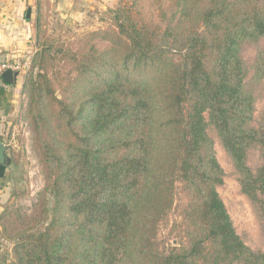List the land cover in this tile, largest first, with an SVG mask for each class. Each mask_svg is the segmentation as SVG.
Listing matches in <instances>:
<instances>
[{
  "label": "trees",
  "instance_id": "trees-1",
  "mask_svg": "<svg viewBox=\"0 0 264 264\" xmlns=\"http://www.w3.org/2000/svg\"><path fill=\"white\" fill-rule=\"evenodd\" d=\"M173 5L178 18L161 35L117 10L72 50L46 37L36 0L37 72L23 92L54 202L37 217L35 226L51 213L42 230L13 229V264H264L218 194L224 173L207 133L211 125L264 235V111L252 127L240 58L242 43L264 38V0ZM255 64L264 77V50ZM164 225L182 242L163 241Z\"/></svg>",
  "mask_w": 264,
  "mask_h": 264
},
{
  "label": "rangeland",
  "instance_id": "rangeland-1",
  "mask_svg": "<svg viewBox=\"0 0 264 264\" xmlns=\"http://www.w3.org/2000/svg\"><path fill=\"white\" fill-rule=\"evenodd\" d=\"M42 7L43 25L46 37L56 46L75 50L78 41L87 33L107 28L113 25L114 12L123 10L137 23L139 27L161 35L168 26L174 25L178 18L173 0H40ZM264 50V38L256 42H244L240 46V58L245 69L244 89L254 99L253 119L250 125L257 127L259 118L264 111V77H256V56ZM25 57H32L25 55ZM24 58V57H20ZM33 66V63H32ZM25 76V79L34 75L35 68ZM24 108L21 113L22 123H15V148L9 153L10 167L4 171L3 182L0 183V264H13V242L10 235L17 231H40L49 223L47 221L36 225L37 217L42 212L43 204L50 211L54 202L53 193L46 189V169L42 163L40 146L34 141L26 116L27 97L23 92ZM207 118V115H205ZM24 129L29 132L27 147L15 146L17 140L22 138ZM12 126L8 140L11 137ZM207 133L213 140L217 161L223 170V184L218 187V194L223 201L232 220L235 231L242 241L253 251L264 254V235L255 212L249 201L240 192L238 174L236 173L230 157L224 151L220 140L211 125ZM11 140V139H10ZM43 146V144H42ZM49 153L48 150H44ZM247 166L254 172L262 164L260 151L253 147L247 155ZM264 199V195L262 196ZM16 215L23 223L9 225L11 218ZM177 213L171 219L177 221ZM176 217V218H175ZM2 224L7 226L4 236ZM172 227L164 225L161 237L171 245L182 242L177 228L171 233Z\"/></svg>",
  "mask_w": 264,
  "mask_h": 264
},
{
  "label": "crops",
  "instance_id": "crops-1",
  "mask_svg": "<svg viewBox=\"0 0 264 264\" xmlns=\"http://www.w3.org/2000/svg\"><path fill=\"white\" fill-rule=\"evenodd\" d=\"M35 3L36 0H0V62L25 55L33 56L37 51L33 27ZM23 82V78H17L15 84L10 86L0 82V142L4 143L7 158L15 148L8 142L11 126L13 128L16 121L21 120L23 113ZM23 133L15 146L27 147L29 132L24 129ZM2 175L1 171L0 183L4 181Z\"/></svg>",
  "mask_w": 264,
  "mask_h": 264
},
{
  "label": "built area",
  "instance_id": "built-area-1",
  "mask_svg": "<svg viewBox=\"0 0 264 264\" xmlns=\"http://www.w3.org/2000/svg\"><path fill=\"white\" fill-rule=\"evenodd\" d=\"M32 66V61L30 59V57H24V58H12V59H8L5 61H1L0 62V82H1V75L9 70L12 73H17V78H24L25 76H27L33 69ZM17 129L15 128V126L12 128V133H11V137L8 140L9 145H11V147H13L12 145V141L14 140V136H15V131Z\"/></svg>",
  "mask_w": 264,
  "mask_h": 264
},
{
  "label": "water",
  "instance_id": "water-1",
  "mask_svg": "<svg viewBox=\"0 0 264 264\" xmlns=\"http://www.w3.org/2000/svg\"><path fill=\"white\" fill-rule=\"evenodd\" d=\"M17 73H12L7 70L1 75V81L6 85H14L16 82ZM10 164V160L5 155V146L3 142H0V165L7 166Z\"/></svg>",
  "mask_w": 264,
  "mask_h": 264
}]
</instances>
